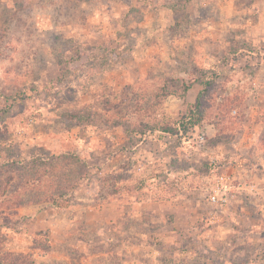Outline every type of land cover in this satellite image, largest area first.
I'll use <instances>...</instances> for the list:
<instances>
[{
	"label": "rangeland",
	"instance_id": "1",
	"mask_svg": "<svg viewBox=\"0 0 264 264\" xmlns=\"http://www.w3.org/2000/svg\"><path fill=\"white\" fill-rule=\"evenodd\" d=\"M257 9L264 0H0V264H264V229L249 245L228 231L238 202L255 219L256 196L206 200L208 159L238 177L239 129L264 127V101L241 95L264 64V21L242 27ZM187 85L193 101L206 88L189 144L163 131L188 114ZM64 154L88 166L69 203L17 208L21 167Z\"/></svg>",
	"mask_w": 264,
	"mask_h": 264
},
{
	"label": "trees",
	"instance_id": "2",
	"mask_svg": "<svg viewBox=\"0 0 264 264\" xmlns=\"http://www.w3.org/2000/svg\"><path fill=\"white\" fill-rule=\"evenodd\" d=\"M208 85V84H207ZM170 87L165 84L161 88L163 96L172 95L169 91ZM192 88L191 85L184 86L183 96L184 103L188 106V114L182 117L179 126L184 133V136L191 130L196 128H202L204 122L203 114V97L206 92V88L199 92L196 102L193 104L187 103V93ZM163 131L172 135H178L179 129L163 128ZM183 138V137H182ZM214 144H218L216 139ZM220 144V143H219ZM80 157L75 154H64L58 158L44 159L43 157H35L31 162H28L23 169V175H27V179L30 181V186L25 189L23 194L17 195L15 203L17 208L29 205H39L43 202H50L55 204L59 208L69 203L68 195L71 190V182H78L83 176L88 174V166L80 161ZM62 164V171H58L59 166ZM70 167H77L78 174L74 175L68 169ZM28 168V169H27ZM47 168L49 170V176L44 180L41 175V169ZM26 169L30 172L28 173ZM8 182V181H7ZM45 185V187H43ZM20 190L17 188L16 191ZM39 242V239H35V244ZM49 241L46 240V249L44 252H49Z\"/></svg>",
	"mask_w": 264,
	"mask_h": 264
},
{
	"label": "crops",
	"instance_id": "3",
	"mask_svg": "<svg viewBox=\"0 0 264 264\" xmlns=\"http://www.w3.org/2000/svg\"><path fill=\"white\" fill-rule=\"evenodd\" d=\"M254 4V3H253ZM253 6V5H252ZM256 8V7H253ZM252 8V9H253ZM255 14H251L248 17H246V21L243 22L245 25H242L245 30H250V23L249 21L251 20H258L259 22H255V26H253V29H259L258 27H261L262 21H264V12L261 9L255 10ZM231 24V23H230ZM229 23H226V28H229L231 25ZM260 74L257 75L255 79H253V86L251 89L248 88V90H245V92H241V95H247V98L251 96L253 97L254 101H264V64L260 66ZM193 88L189 90L187 93V97L189 95V103H195L198 95L195 97V100L193 101L192 97L190 99V96L192 94ZM196 91V90H195ZM251 91V93H250ZM250 93V95H249ZM199 94V93H198ZM252 129H254L252 131ZM202 130L201 128H196L192 133L193 135H196V131ZM207 133L211 134L213 132H218L217 128L214 127L213 124H210L209 126L206 127ZM203 131V130H202ZM201 131V132H202ZM242 132V135H240V141L234 142L237 146H240L241 151L237 153V169H238V179L242 181L243 183L250 184L251 185V190L249 193L254 194L256 196V204L254 208H256V218L253 219H248L250 216L244 215V210L246 209V206H244L246 203H240L238 202V205L240 209L242 210V215L244 218H238L237 220L234 221L236 223V226L234 227H228V231L230 229H236L238 230L237 233H239V237L237 239V244L239 245L240 243L242 244H254L255 239L259 237V231L264 229V157L262 156V151L261 150V139L260 135L261 133L264 132V127H242L239 129V132ZM255 133V134H252ZM259 132V133H258ZM205 133V132H203ZM215 133H213L214 135ZM242 137V139H241ZM192 139L189 138V141L186 143H190ZM237 141V140H235ZM193 142V141H192ZM250 148H254L255 153H253V156L250 155L249 153L247 154L246 152L250 151ZM212 152H214L212 150ZM210 154V153H207ZM208 156V155H207ZM235 157V155H234ZM254 160V162L252 161ZM210 179V176H206V178ZM247 178L248 180H246ZM207 179V180H208ZM249 190V189H248ZM247 192V193H245ZM243 192H240V194ZM246 195H251L248 194V191H244ZM27 208H21L20 212H24L23 210ZM222 229H220L221 231ZM255 240V241H253ZM254 242V243H253Z\"/></svg>",
	"mask_w": 264,
	"mask_h": 264
},
{
	"label": "built area",
	"instance_id": "4",
	"mask_svg": "<svg viewBox=\"0 0 264 264\" xmlns=\"http://www.w3.org/2000/svg\"><path fill=\"white\" fill-rule=\"evenodd\" d=\"M179 130V137H183V139H188L189 141V138L191 139L193 136L192 132L194 130H191L187 136H184V133L180 127ZM197 137L199 141L195 142V144L199 146L206 144V133L200 132ZM208 162H210L212 165H215V175L213 178L214 184L206 199L212 207H224L230 202V196L233 195V193L239 194L245 190L250 192L252 189L250 184L246 185L235 175L225 172L224 166H222L221 162L217 161V159L210 157Z\"/></svg>",
	"mask_w": 264,
	"mask_h": 264
}]
</instances>
